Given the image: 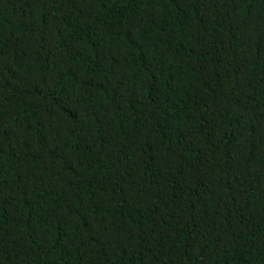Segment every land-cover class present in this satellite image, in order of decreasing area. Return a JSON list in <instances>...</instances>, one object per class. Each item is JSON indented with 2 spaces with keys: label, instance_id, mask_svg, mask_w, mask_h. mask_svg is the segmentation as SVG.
Here are the masks:
<instances>
[{
  "label": "trees",
  "instance_id": "16d2710c",
  "mask_svg": "<svg viewBox=\"0 0 264 264\" xmlns=\"http://www.w3.org/2000/svg\"><path fill=\"white\" fill-rule=\"evenodd\" d=\"M0 264H264V0H0Z\"/></svg>",
  "mask_w": 264,
  "mask_h": 264
}]
</instances>
